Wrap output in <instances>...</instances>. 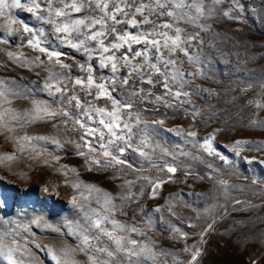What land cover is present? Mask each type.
<instances>
[{
    "label": "rangeland",
    "instance_id": "374dc122",
    "mask_svg": "<svg viewBox=\"0 0 264 264\" xmlns=\"http://www.w3.org/2000/svg\"><path fill=\"white\" fill-rule=\"evenodd\" d=\"M36 2L46 16L45 0ZM143 2L149 3V0ZM203 2L206 8H213L210 15L195 21H176V26L183 30L182 39L199 33L200 40L191 41L190 53L198 56L202 64H190L179 50L174 54L165 51L164 55L182 62L185 73L202 69L204 74L195 79L186 75L183 90L190 96L177 100L169 95L167 102L157 100V96L165 93L159 74L152 75L156 82L149 84L140 73L133 72L129 76L131 68L127 65L121 64L116 74L110 65L101 67L99 51L89 54L61 43L53 24L28 12L26 9L32 6L33 0H21L20 8L9 10L8 14L16 20L12 31L6 27L5 18L0 17V81H3L0 83V93H3L0 112L5 108L18 113L31 112L33 101L46 102L53 110L63 106L73 114L83 112V108H76L75 101L69 104L65 97H54L43 88L49 69L67 74L68 95H78L82 102L91 101L95 107L111 111L110 99L94 98L98 91L95 87L91 90L93 95L80 90V86L72 87L75 78L87 77L84 69L91 66L95 82L106 83L110 91L114 89L111 95L118 101L131 102L132 109L124 111L139 113L144 122L133 128V147L122 157L131 162V167L128 164L108 168L93 165L92 170L86 161L87 148L84 147L85 156L77 154V144L84 145L80 139L84 129L73 126L71 120L66 126L63 121L67 117L58 115L54 120H35L23 126L15 122L9 127L0 126V237L5 233L15 235L25 264H57L53 250L59 253L64 248L76 249L80 244L73 225L82 221L83 214L71 204L73 196L79 199L80 191L73 187L77 181L81 189L84 185H93L102 190L89 195L84 189L90 209L98 210L104 204V194H110L112 203L120 210L111 218L126 228L135 226L139 230L130 232L128 238L148 244L156 254L154 259L143 260L141 264H253V261L264 264V0H221L216 5L212 0ZM85 5L80 12L73 11L71 19L102 15L95 3L91 9L87 0ZM54 6L62 8L63 4L56 0ZM114 7L115 4L109 2L108 11ZM125 11L128 16L117 14V20L133 18L131 9L125 8ZM159 11L153 15L145 11L143 15L156 24L173 20L159 15ZM194 12L192 9L190 14ZM224 12L230 15L226 17ZM134 18L143 20L140 14ZM21 22L34 33L42 34V46L62 53L60 60L68 67L53 66L45 54L29 46L30 34L21 31ZM106 27L104 44L109 45L117 42V33L136 35L151 30L152 24L113 25L109 20ZM112 27L115 32L111 31ZM99 28L100 25H96L93 31ZM81 30H85L84 26ZM164 31L175 34L174 28ZM87 47L96 49L98 45L91 41ZM144 47V44L133 43L129 52L125 44L105 55L114 52L120 58L127 54L131 64H143V57L132 59V53ZM8 52L19 60L10 58ZM37 56L45 63L37 66L30 62ZM149 58L163 69L155 49L150 51ZM122 78L128 79V85L121 86ZM172 87L176 89L180 85L173 82ZM136 92L138 94H134ZM5 98L10 103H5ZM156 121L163 124L154 123ZM132 122H135L134 115ZM85 123L100 127L87 118ZM190 131L196 136L188 137L186 133ZM26 135L47 136L60 144L52 143L51 139L24 141L22 138ZM141 135L148 137L147 144L136 148ZM211 136H214L212 146L218 154L209 155L200 147ZM236 141L246 143L236 146ZM117 143L124 146L123 142ZM141 151L146 156L140 155ZM166 165L176 167L177 171L168 173ZM155 181L162 183L153 197L152 182ZM121 196L134 198L121 199ZM97 199L100 204L96 203ZM157 208L160 210L156 211ZM209 224L211 229L207 228ZM106 226L111 228L110 224ZM5 238L10 243L11 237ZM109 245L114 247L108 237L102 236L97 246ZM194 250H199L200 254L192 262ZM98 258L104 260L106 256L100 254ZM70 259L77 264H89L87 255L78 250ZM0 264H10L4 253H0Z\"/></svg>",
    "mask_w": 264,
    "mask_h": 264
},
{
    "label": "snow or ice",
    "instance_id": "6c2138e0",
    "mask_svg": "<svg viewBox=\"0 0 264 264\" xmlns=\"http://www.w3.org/2000/svg\"><path fill=\"white\" fill-rule=\"evenodd\" d=\"M63 4L62 8H56L54 5L56 0H45L47 5V15L42 14L41 5L33 0L32 6L28 7L26 10L37 15V18L43 22L50 23L54 25V32L58 34V38L61 43L68 44L74 49H83L86 53H93L99 51L100 53V66L108 67L110 65L111 70L114 74L119 71V66L121 64L127 65L131 68L129 76L133 72L140 73L142 78H146V82L149 84L155 83L153 81L152 75L159 74L162 77V85L165 89V93L161 96H157V100H164L167 102V97L172 95L174 99H179L181 96L189 97L190 93L183 90V86L186 83L185 76H190L193 79L197 75H203L202 69L197 72L185 73L181 67L182 62L173 60L170 57H165L164 52L167 51L171 54H174L177 50L183 52L184 56L187 57V60L190 64L200 65L202 61L198 56H194L190 53L191 41H199V33L189 34L186 39H182L181 33L182 29L176 26V21L178 20H189L195 21L200 17L210 15L213 11V8H206L203 0H191L189 3L188 0H149V3H144L143 0H87V6L91 9L93 3H95V8L99 9L102 13L99 17H85L83 19H71V13L80 12L86 5L85 0H60ZM109 2H113L115 7L111 12L108 11ZM221 3V0H212V4L216 5ZM123 5V6H121ZM21 0H0V17H4L6 21V27L12 31V25L16 23V20L13 19L9 14V10L12 8H20ZM240 8L239 5L236 6ZM125 8L131 9L133 12L132 19L117 20V14H122L127 17L128 12L125 11ZM168 8V11H163V9ZM187 9L188 11H184ZM195 9L193 14L191 10ZM161 16L172 17L171 22H166L164 24H156L154 21H150L148 16H144L145 11L149 15L157 14V11ZM136 14L143 16L142 21H137L134 17ZM223 15L226 17L230 15L229 12H224ZM64 18V19H60ZM111 20L113 25L119 23H128L131 26H139L141 23H151L152 28L148 31H141L136 35H131L128 33L119 34L117 33V42H112L109 45L104 44V38L107 34V23ZM86 21H90L86 23ZM22 24L21 31L23 33H29L30 38L27 40V44L31 46L34 50L39 51L42 54L47 56L48 62L53 66L59 65L61 68H67V65H64L60 57L62 53L55 50H50L42 46L40 35L34 33L33 29L27 24ZM96 25H100V28L93 31ZM84 26V31L81 30V27ZM202 30L204 26H201ZM175 29V34L170 35L169 31H164L165 29ZM112 32H115V27L111 28ZM59 34H63L60 36ZM75 34V35H74ZM159 37V38H157ZM96 41L98 48L92 49L87 47L89 42ZM8 43V41H4ZM144 44L145 47L140 51H135L132 53V59L136 57H143V64H131L130 58L127 54H124L122 57L118 58L115 53L105 55L112 50H119L125 44L128 45L129 52H131L132 44ZM152 49H155V55L159 58L161 64L164 66L163 69L159 67L156 63L152 62L149 58V53ZM7 55L10 58L19 60V57H14L13 53L8 52ZM28 62L27 59L25 61ZM37 66H40L45 63L40 56L35 57L30 61ZM145 66H147V71H145ZM83 65L81 68L83 69ZM88 75L86 78L77 77L72 82V87L80 86V90L86 91L89 95H93L92 88L95 87L98 91L95 93L94 98H107L112 101V110L108 111L105 108L95 107L91 101L82 102L78 95H68L67 85L68 77L67 74H59L48 70V78L43 83V88L49 92L52 96L59 95L60 97H65L69 104L73 101L76 102L75 106L79 110L83 108V112L77 114L71 113L67 108L63 106L58 110H53L49 105L45 103H40L33 101V110L31 112L18 113L13 109L5 108L0 112V126L9 127L13 122L15 124L23 126L24 124L32 123L35 120H54L58 115L67 117L68 119L63 121L67 126L68 120H71L73 126L79 125L80 128L84 129L81 134L80 139L84 141V145L77 144L78 152L80 156H85L84 147L87 148L86 161L89 164V170H92V166L97 167H115L116 165L128 164L130 167L131 162L125 161L122 159L123 154L130 148L133 147L132 137L135 135L133 132L134 127H139L141 123H144L140 117L139 113H131L130 111H124L125 109H132L133 104L131 102L122 103L117 99L113 98L111 95L112 89L109 90L106 83H96L93 75L92 68L89 66L87 69ZM151 73L149 75L148 73ZM115 77L112 80L114 84ZM128 79L122 78L120 80L121 86L128 85ZM179 83L180 87L174 89L172 83ZM3 83V81H0ZM63 84L64 87H60ZM142 91V90H138ZM203 91V90H201ZM138 94V92L134 93ZM3 95V93H0ZM143 99V97H141ZM5 103H10L6 98ZM259 106V105H257ZM134 115V123L132 122ZM9 119H5V117ZM100 117L98 120L95 117ZM85 118L94 123L100 125V127H93L90 124L85 123ZM154 123L163 124V121H156ZM57 127V125H53ZM147 127V124H145ZM105 132L107 133V139L105 138ZM178 134L180 132L178 131ZM188 137H195V132L186 133ZM24 141H48L51 139V142L59 146L60 142L54 138L47 136H24L22 138ZM214 136L209 137V139L202 142L200 147L203 148L205 152L209 155L218 154L212 146V140ZM148 137L146 135L140 136V144L136 148L146 146ZM93 141H96L94 144ZM118 141L123 142L124 146L121 147ZM246 143L245 141H236V146ZM136 150V149H133ZM21 151H23V145H21ZM142 156H146V153L141 151L139 153ZM184 154V153H182ZM8 159H12V156H8ZM103 158V159H102ZM150 159V157H148ZM221 160L227 162L224 156H220ZM168 173L174 174L177 169L173 166H165ZM164 170V169H161ZM75 172V169H71ZM131 184V182H126ZM153 183L152 195L155 197L156 189H158L162 181H155ZM223 183V182H222ZM73 187L80 191L79 199L77 196L71 198V204L77 211L83 214L82 221H77L73 228L78 232L81 242L76 249L64 248L57 251L53 250L52 255L53 259L57 260V264H77L74 257L77 250L81 253L87 255L89 264H141V261L154 259L155 253L148 244H143L138 242L135 239L128 238L130 232H138L139 230L133 226L131 228H126L125 225L119 223L115 219H112L111 216L114 212L120 211L112 203V198L110 194H104V204L98 210L90 209L87 205L89 202V197L84 195V189H87L89 195L92 191L97 193L102 190L96 188L93 185H84L81 189L80 182L77 181L73 184ZM47 191V189H45ZM121 199H130L134 196H121ZM97 204H100V200H96ZM236 203H239L237 201ZM159 211L160 209H155ZM171 211V209H170ZM110 224L111 228L106 225ZM50 227V226H49ZM212 225L207 226L208 229H211ZM93 230H96L95 232ZM207 231V229L205 230ZM121 234H117V233ZM143 235V233H140ZM186 235V234H185ZM11 237L10 243L5 237ZM102 236L108 237L112 242V245L109 247L101 248L98 247V243L101 240ZM93 241L96 243L94 244ZM0 253H4L6 259L10 264H25L23 259V253L21 252V247L18 244V241L14 234L5 233V236L0 237ZM103 254L106 256V259H99V255ZM199 250H194L191 260L192 262L196 261L197 256H199ZM119 258V259H118ZM255 264V261H253Z\"/></svg>",
    "mask_w": 264,
    "mask_h": 264
}]
</instances>
